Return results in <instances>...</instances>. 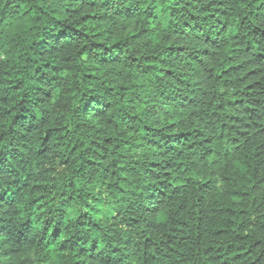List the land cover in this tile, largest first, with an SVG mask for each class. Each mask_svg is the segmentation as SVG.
<instances>
[{
	"label": "trees",
	"instance_id": "1",
	"mask_svg": "<svg viewBox=\"0 0 264 264\" xmlns=\"http://www.w3.org/2000/svg\"><path fill=\"white\" fill-rule=\"evenodd\" d=\"M0 264H264V0H0Z\"/></svg>",
	"mask_w": 264,
	"mask_h": 264
}]
</instances>
